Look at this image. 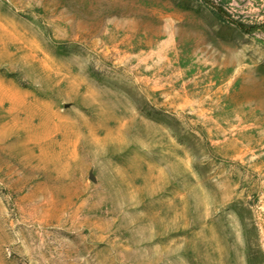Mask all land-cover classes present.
<instances>
[{"label": "rangeland", "instance_id": "rangeland-1", "mask_svg": "<svg viewBox=\"0 0 264 264\" xmlns=\"http://www.w3.org/2000/svg\"><path fill=\"white\" fill-rule=\"evenodd\" d=\"M0 264H264V0H0Z\"/></svg>", "mask_w": 264, "mask_h": 264}]
</instances>
